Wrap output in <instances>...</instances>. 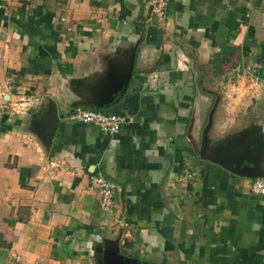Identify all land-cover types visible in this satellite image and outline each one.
Wrapping results in <instances>:
<instances>
[{
  "label": "crops",
  "instance_id": "obj_1",
  "mask_svg": "<svg viewBox=\"0 0 264 264\" xmlns=\"http://www.w3.org/2000/svg\"><path fill=\"white\" fill-rule=\"evenodd\" d=\"M134 54L127 90L84 106ZM253 136L264 168V0H170L163 21L147 0H0V264H264L256 179L203 158Z\"/></svg>",
  "mask_w": 264,
  "mask_h": 264
},
{
  "label": "water",
  "instance_id": "obj_2",
  "mask_svg": "<svg viewBox=\"0 0 264 264\" xmlns=\"http://www.w3.org/2000/svg\"><path fill=\"white\" fill-rule=\"evenodd\" d=\"M134 61L135 54L131 58L129 68L122 73L118 81L116 80L115 70L111 68L107 77L102 81L105 93L98 94V96H95L91 101L83 103V105L98 109L109 107L114 102L115 95L121 92L124 93L127 90L134 70ZM203 156L205 160L219 165L239 177L249 180L264 179L260 136H253L243 140H233L210 154L203 152ZM110 254H112L110 257L112 264H142L136 258L126 257L118 253Z\"/></svg>",
  "mask_w": 264,
  "mask_h": 264
},
{
  "label": "built area",
  "instance_id": "obj_3",
  "mask_svg": "<svg viewBox=\"0 0 264 264\" xmlns=\"http://www.w3.org/2000/svg\"><path fill=\"white\" fill-rule=\"evenodd\" d=\"M170 0H147L150 12L153 18L163 21L167 17V10ZM157 79L154 75L153 81ZM25 100L16 102L17 112L25 111L30 105ZM70 120L93 125L98 127L106 134L116 135L121 132L122 126L127 123L128 119L122 114L110 113L106 114L101 111H95L83 107H77L71 112L68 117ZM92 184L96 187L100 202L99 207L101 211L107 215L114 214L115 197L117 193V186L108 180L104 175H98L93 178ZM251 191L260 196H264V179H256L252 185Z\"/></svg>",
  "mask_w": 264,
  "mask_h": 264
},
{
  "label": "rangeland",
  "instance_id": "obj_4",
  "mask_svg": "<svg viewBox=\"0 0 264 264\" xmlns=\"http://www.w3.org/2000/svg\"><path fill=\"white\" fill-rule=\"evenodd\" d=\"M228 89H229V88H228ZM219 92H220V90L218 91V94H220ZM221 97H222L221 95H218V98H217V100H216L217 102H216L215 105H217V108L219 107V105H220V103H221V101H222V100H221ZM256 106H257V105H256V103H255V104L252 106L253 109H254ZM111 255H112V254H110V255L107 257L108 260H109V264H112L111 259H110Z\"/></svg>",
  "mask_w": 264,
  "mask_h": 264
}]
</instances>
